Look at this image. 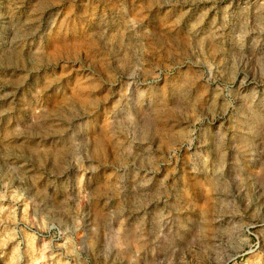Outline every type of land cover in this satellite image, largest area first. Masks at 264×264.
I'll return each instance as SVG.
<instances>
[{
	"label": "rangeland",
	"instance_id": "rangeland-1",
	"mask_svg": "<svg viewBox=\"0 0 264 264\" xmlns=\"http://www.w3.org/2000/svg\"><path fill=\"white\" fill-rule=\"evenodd\" d=\"M0 264H264V0H0Z\"/></svg>",
	"mask_w": 264,
	"mask_h": 264
},
{
	"label": "clouds",
	"instance_id": "clouds-1",
	"mask_svg": "<svg viewBox=\"0 0 264 264\" xmlns=\"http://www.w3.org/2000/svg\"><path fill=\"white\" fill-rule=\"evenodd\" d=\"M219 139H220L221 142H223L224 137H223L222 134H220Z\"/></svg>",
	"mask_w": 264,
	"mask_h": 264
},
{
	"label": "bare ground",
	"instance_id": "bare-ground-1",
	"mask_svg": "<svg viewBox=\"0 0 264 264\" xmlns=\"http://www.w3.org/2000/svg\"><path fill=\"white\" fill-rule=\"evenodd\" d=\"M5 19H6V18H5ZM11 24H12V23H11ZM244 148H245V146H243V149H244ZM220 159H221V158H220ZM157 213H158V212H157ZM159 213H161V212H159ZM159 213H158V214H159ZM159 216H160V215H159Z\"/></svg>",
	"mask_w": 264,
	"mask_h": 264
}]
</instances>
